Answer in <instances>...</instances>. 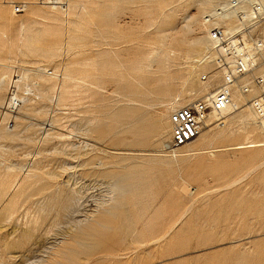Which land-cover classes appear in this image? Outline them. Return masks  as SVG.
<instances>
[{
	"label": "rangeland",
	"instance_id": "1",
	"mask_svg": "<svg viewBox=\"0 0 264 264\" xmlns=\"http://www.w3.org/2000/svg\"><path fill=\"white\" fill-rule=\"evenodd\" d=\"M201 3L165 0L159 7L155 0H82L87 24L80 36L89 43L53 60L26 52L16 23L23 19L30 32L45 30L42 19L28 18V10L48 8L29 4L21 14H3L12 24L0 30V60L6 66L0 75L10 77L16 61L17 74L29 64L51 72L65 64L76 79L65 84L63 95L57 90L58 100L46 86L52 80L42 83L28 74L23 82L35 96L22 82L17 94L30 99L10 114L1 115L6 110L0 109V182L8 190L19 179L12 212L4 214L0 204V264L67 263L65 253L75 258L73 264H264V147L233 149L246 141L238 133L227 143L202 146L195 156L180 149L170 164L159 163L171 157L162 146L172 99L195 92L201 75L214 72L185 57V46L206 35L201 20L213 7L203 11ZM157 35H166L174 51L165 71L155 70L156 63L143 73L129 70L137 58L154 56L147 42ZM174 39L182 49L171 47ZM189 66L194 72L183 75ZM84 72L99 76L83 78ZM33 80L40 85L33 87ZM215 80L208 92L219 76ZM7 86L0 90V108ZM161 88L165 96L159 95ZM193 96L188 104L201 95ZM234 97L238 107L226 121L250 112L241 104L247 98ZM228 125L204 128L193 144L208 129L215 133ZM235 126L244 127L249 139L264 140L252 117ZM158 128L164 133L160 140ZM75 227L97 230L93 249L84 252L70 239ZM24 234L30 238L22 244ZM50 249L68 251L49 258Z\"/></svg>",
	"mask_w": 264,
	"mask_h": 264
},
{
	"label": "bare ground",
	"instance_id": "2",
	"mask_svg": "<svg viewBox=\"0 0 264 264\" xmlns=\"http://www.w3.org/2000/svg\"><path fill=\"white\" fill-rule=\"evenodd\" d=\"M16 1L26 3L27 5L30 4L29 6L36 5V1H34V0H15V1L14 0H0V3L2 4V5L0 4V30L4 26H7V24H12L11 21H9L8 19H5L3 14L7 13V14L11 15L12 14L11 12H13V11L8 12V7L12 6L11 2L14 3ZM64 1L66 2V8L64 11H60L54 7H45V6H41L38 4H37L38 7L48 8V10H50V12H45L39 8H34V9L28 10V18H30L32 21L37 20V19H42L46 25L45 30H42V31L37 30L35 32H30L29 27H27L28 25L25 24V21L23 19H19L16 22L17 27L19 29L20 38L23 41V47H24L26 52L36 53L40 56L45 57L47 60H50V59L53 60V59H57L59 57H63L71 49L73 50L74 48L85 47L86 44L89 43L85 38L80 36V33L85 30V27L87 24V22H85L83 20L84 7L82 4V0H67L68 2L66 0H64ZM155 1H156V5L161 7L162 3L165 0H155ZM217 1H219V0H202L201 10L205 11L206 9H209V8L211 9V7H213L214 3H216ZM221 1L222 2H220L219 4H216V6H218L220 4H224V3L226 4V2L228 0H221ZM258 1L262 4H264V0H258ZM29 6H28V8H29ZM216 6L213 7L206 14H214ZM12 10H13V7H12ZM59 12H61L62 15ZM58 13L60 14L61 17H59ZM206 14H204V15H206ZM203 20L204 19L202 16V20H201L202 25L201 26L204 28L206 35L200 39L195 40L193 42L191 48L185 46L184 51L186 52V54H185L186 60H188L190 62L194 61V62H197L199 64L200 63L209 64L205 60V58L208 54H211V47L212 46L207 39V27H206V25H204ZM220 20L222 22L221 24L226 25L228 28L232 27V25H231L232 16L229 12H226V13H223L222 15H220L219 19L216 22H214V25L215 24L218 25L219 24L218 21H220ZM167 23H169V22H167ZM165 25H170V24H165ZM232 29H234V27L231 28L230 30H232ZM43 35H44V37L47 38L45 42H42V40H41ZM166 40H167L166 35H161V36L157 35L151 41L149 40L147 42V45H150L151 48H153L152 53L154 52V56L151 57L149 60H148V55L143 56L141 58H137L135 61H133L129 64L128 69L133 71V72L143 73V72H145V69L151 68V66H153V63H156V64H159V66H157V68L155 70H158L159 72H164L165 69L168 67L167 61L170 57V53L174 52V51H171V49L169 47H167V45L169 43ZM165 43H166V45H165ZM172 43H174L171 46L173 48H179V49L183 48V44H181V42L177 39L172 40ZM203 44H204V46L201 47V45H203ZM190 52L195 53V54L193 56H189ZM177 55H180V53H178ZM14 62H15V64H12L10 66V69H11L10 77L8 76L7 73H3L2 75H0V90L3 88V86L10 83L11 75H14V73H16V76H17V81L15 84L17 89H19L20 83H22L24 79H25L24 82H26V77H27L26 75L32 74L33 77L35 76L34 78L42 79V83H45V82L47 83V82H50V80H52L51 81L52 83L50 82L52 85L50 84V86H49V84H48L46 86L52 90L53 94H55V97H56L58 89H59L58 93H61L63 95L65 93L64 89L66 88L65 84L76 79V77L73 76L72 70L70 68H68L65 64L64 65H55L52 68L53 71L49 75L47 74L48 69H46L44 67V65H42V64H29L28 65L27 64L29 66V68H28V66L26 67V65H25V67H24V65H23L24 68L22 69V73L17 74L19 68H18V66H16V61H14ZM20 65H22V64H20ZM210 66H212V65H210ZM0 67H2V68L6 67L5 64L3 65L1 60H0ZM20 68H22V67H20ZM194 69H195V67L189 66V69L183 75H191L194 72ZM97 76H99V75L97 73H94V72H92V73L84 72L82 77L83 78H88V77H94L95 78ZM218 76H219L218 73L216 71H214L211 73V76L209 75V77H210V78L208 77L209 81L208 80L207 81L205 80L204 82L202 81V85L200 87H198L195 90V92L183 93V94L174 96V98L172 99L173 100V103H172L173 109L172 110H175V109H178V108H181L183 106L188 105V102L193 101L195 99L196 96H193V95H195L196 92H197V95H201L198 99H204L205 97H207V95L210 94V91L208 92V89L211 87V85H209L210 82H212L215 79L217 80ZM42 83H41V85H44ZM215 84H216L215 86H217V81L215 82ZM25 85H26V83H24V86ZM32 85H33V87H36L40 84L38 83V81L33 80ZM95 86L98 87V89H99V86L97 84ZM215 86H214V88H215ZM22 88H23V86H22ZM25 88H26V93L28 91V93L30 92L32 94V90L30 88H28V83L25 86ZM158 92H159L160 96H165V89L164 88L159 89ZM32 95L35 96L34 94H32ZM235 95L242 97L243 99L246 98V97L239 95V94H235ZM234 96L232 99V102H233L232 106L223 115V118H224L223 119V125L222 126L221 125H219V126L213 125V121H214L213 118L215 116H213V118L211 120L207 121V123L205 125V128H208L211 125H213L214 127L223 128L226 125V123H228L229 127H227L226 129H224L220 132H215V133H209L210 129H208L207 133H205V135L202 137V139H201L200 143H198V145L193 144L196 141L195 140L191 143L184 145L183 147L179 148L178 150L188 149L189 154H187L186 156H193V155L195 156L196 154H198L204 150V148H202V146L205 147L206 145H210L212 143H227L232 138H234L236 135H238V133L244 134V136L246 137L245 138L246 141L242 142V143H235V144L231 145V146H233V149L242 150V149H254V148L264 147V140L258 141V140L249 139L248 132L244 127H242V129L239 130V128H237L235 126V125H238L240 123H242V124L246 123L247 124V121L249 119H251V117H252L253 122L255 124L253 114L251 113L250 109L248 108L247 104L245 103L246 102L245 99L242 100L243 102L241 104H243L245 106V108L248 109L250 112H248L242 116H238L236 120L230 121V119L233 118V115L235 114L234 111L237 110V107H238L237 98ZM175 97H178V98L174 102ZM14 98L19 100L20 104L27 102L30 99L26 95H19V94L15 95ZM57 98L59 100L61 97L58 95ZM129 102H132V100H129ZM137 102H139V101H137ZM3 104H6V99L4 100ZM241 104H239V106ZM18 108L19 107H17V109ZM6 112L1 111V115L10 114L9 112L8 113H6ZM228 115H230L229 116L230 119H229V121H228V119L226 121L225 117ZM11 118L16 119L17 117L14 115H11ZM9 127H12V129H13L14 126L9 125ZM258 131L260 132L259 129H258ZM163 134L164 133H163L162 129L158 128L156 131V134H155L156 139L157 140L162 139ZM260 134L264 137L263 133L260 132ZM227 146H230V145L225 144L223 147H227ZM153 156H154L153 158L160 157L159 154L158 155L154 154ZM170 156H171L170 159H168L170 161H163L162 160L159 163L170 164V162L175 160L176 153L173 152ZM256 158H257L256 156H253L252 158H250L249 161H253ZM18 183H19V179L15 178L13 180V182L10 184V186L8 187V190H6V189H4V184L2 182H0V204L1 205L3 204L1 211L4 212V214L8 211H10L8 213V214H10L12 212L11 210H13L15 208V206H13V205L15 204V201H16V195H15V192L13 193V190L18 185ZM54 225H52V226H54ZM25 227H27V226L25 225ZM74 229H75V231L73 233L74 235H72L70 239L73 240L78 245H80L79 248H81L82 251L87 252L88 250H91L95 247V245H96L95 232L97 230L94 227H90V228H81V227L77 228V227H75ZM20 238H21L20 239L21 243L25 244L27 241H29L30 236L28 234H24ZM85 240H89L90 243H88V245L82 244V241H85ZM68 246H70V245H68ZM12 247L13 246H11L9 249L5 248V250L6 251L10 250ZM67 247L65 245L66 249H68ZM59 250H60V248H59ZM59 250L50 249L47 256L49 258H53L60 253H65L66 251H68V250H66L65 252H61L62 250L61 251H59ZM64 255H65L64 260L67 263L61 262V261L56 259V260H54L55 262H53L51 264H73L72 262L74 261L75 258H73V256L72 257L69 256L67 253H65ZM86 261H87V259H83L82 263H85Z\"/></svg>",
	"mask_w": 264,
	"mask_h": 264
},
{
	"label": "built area",
	"instance_id": "3",
	"mask_svg": "<svg viewBox=\"0 0 264 264\" xmlns=\"http://www.w3.org/2000/svg\"><path fill=\"white\" fill-rule=\"evenodd\" d=\"M36 4L54 7L60 11L66 8L64 0H35ZM13 14H21L27 4L11 2ZM232 16L230 30L218 21L223 13ZM207 27V39L211 54L205 60L219 75V83L204 99L175 109L168 115L169 137L162 149L172 154L184 145L197 139L213 116V125H223V115L232 106L235 94L246 97V104L253 114L255 125L264 134V4L258 0H228L216 6L214 14L203 16ZM51 74V71H47ZM210 73L201 75L208 79ZM16 73L8 84L4 111L12 113L19 105Z\"/></svg>",
	"mask_w": 264,
	"mask_h": 264
}]
</instances>
